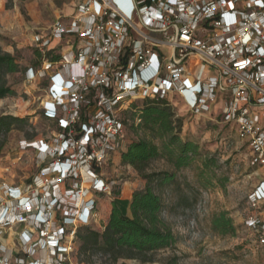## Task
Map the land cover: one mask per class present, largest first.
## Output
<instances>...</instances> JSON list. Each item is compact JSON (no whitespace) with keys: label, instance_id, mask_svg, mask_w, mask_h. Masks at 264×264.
<instances>
[{"label":"built area","instance_id":"2783aa9c","mask_svg":"<svg viewBox=\"0 0 264 264\" xmlns=\"http://www.w3.org/2000/svg\"><path fill=\"white\" fill-rule=\"evenodd\" d=\"M55 1L71 12L33 44L44 53L67 43L58 61L26 76L48 73L40 111L55 131L26 144L33 177L0 186V243L19 248L11 262L0 244V264H72L79 228L110 195L102 169L123 148L120 116L136 102L177 97L192 115L219 116L248 148L249 166L264 168V0ZM247 200L264 201V181ZM244 226L264 249V219Z\"/></svg>","mask_w":264,"mask_h":264},{"label":"rangeland","instance_id":"374dc122","mask_svg":"<svg viewBox=\"0 0 264 264\" xmlns=\"http://www.w3.org/2000/svg\"><path fill=\"white\" fill-rule=\"evenodd\" d=\"M70 12L67 4L55 0H0V54H10L18 64L17 73L0 76V84L14 92L13 96L0 100V117L26 119L25 123L0 136V186L27 183L37 167L36 158L26 144L51 138L54 134V123L46 120L40 111L49 84L48 73L32 82H28L26 76L29 68L42 71L44 61L60 56L67 39L51 43V50L44 53L36 49L33 41L37 36L45 38L58 17ZM168 104L175 117L182 120L181 140L194 142L199 147L198 156L181 170L175 171L164 155L148 167V172L175 175L172 183L154 186L153 190L161 201L160 223L172 232L176 244L155 252L153 261L149 263L138 260L113 263L99 252L81 251L77 241L70 263L164 264L168 258L176 256L179 264H264V249L253 244L254 233L244 226L245 219L250 216L264 219V202L252 208L247 200L264 181V169L249 166L248 148L237 139L233 126L223 123L219 116L192 115L177 97ZM135 106L141 109L142 102H136ZM129 110L120 116L124 123L123 148L102 169V175L111 188L110 195L98 199L96 222L90 227L79 228L78 232L85 228L102 231L112 200L129 203L134 192L144 190L145 182L138 173L120 161V154L130 141L148 136L131 127L133 122L135 125L138 123L132 119ZM155 143L160 144L158 140ZM204 160L210 161L207 170L202 167ZM127 210V216L131 218L129 208ZM221 213L231 220L233 235L222 237L213 230L211 222ZM0 244L13 250L10 261L16 262L17 244L9 239ZM21 255L19 257L24 260ZM25 261L22 264H26Z\"/></svg>","mask_w":264,"mask_h":264},{"label":"trees","instance_id":"16d2710c","mask_svg":"<svg viewBox=\"0 0 264 264\" xmlns=\"http://www.w3.org/2000/svg\"><path fill=\"white\" fill-rule=\"evenodd\" d=\"M58 60L59 56L50 59L52 62ZM17 72L16 60L10 54H0V76ZM13 95L14 92L9 87L0 84V100ZM129 114L134 121L140 120L136 125L133 122L131 127L148 136L130 141L126 150L120 154V161L138 173L145 182L144 190L134 192L129 203L112 200L108 209L106 208L108 217L105 218L102 231L85 228L83 232H78L77 241L81 251L99 252L108 256L113 263L119 260L149 263L153 261L155 252L172 248L176 244V238L160 223L161 201L153 190L154 186L163 187L172 183L175 175L168 172H148V167L152 161L164 155L175 171L181 170L198 156L199 147L194 142L181 140L182 120L175 117L166 101H144L141 109L133 105ZM25 122L26 119L0 117V136ZM155 140L160 144H156ZM1 147L0 143V149ZM202 167L204 170L209 169L210 161L204 160ZM127 208L131 212V218L126 215ZM211 224L213 230L222 237L234 234L232 222L225 213L215 216ZM178 261V257L172 256L164 264H179Z\"/></svg>","mask_w":264,"mask_h":264},{"label":"crops","instance_id":"0c3cea01","mask_svg":"<svg viewBox=\"0 0 264 264\" xmlns=\"http://www.w3.org/2000/svg\"><path fill=\"white\" fill-rule=\"evenodd\" d=\"M262 169H264V168H262ZM262 175H264V171H263V173H262ZM264 202V201H263ZM262 203V202H261ZM128 210L126 209V215H127V212ZM108 217V215L106 216V218ZM104 225H105V222H103V226L101 227V229L104 227Z\"/></svg>","mask_w":264,"mask_h":264}]
</instances>
